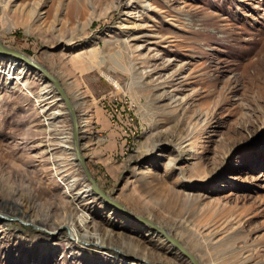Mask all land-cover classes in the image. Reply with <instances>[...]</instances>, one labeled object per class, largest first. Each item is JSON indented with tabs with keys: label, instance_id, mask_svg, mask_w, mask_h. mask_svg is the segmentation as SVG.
I'll use <instances>...</instances> for the list:
<instances>
[{
	"label": "rangeland",
	"instance_id": "rangeland-1",
	"mask_svg": "<svg viewBox=\"0 0 264 264\" xmlns=\"http://www.w3.org/2000/svg\"><path fill=\"white\" fill-rule=\"evenodd\" d=\"M0 20L3 43L88 112L82 151L112 199L199 264H264V0H0ZM2 57L0 264H191L148 225L75 197L88 183L63 138L69 112ZM43 106L62 114L44 120Z\"/></svg>",
	"mask_w": 264,
	"mask_h": 264
},
{
	"label": "water",
	"instance_id": "water-1",
	"mask_svg": "<svg viewBox=\"0 0 264 264\" xmlns=\"http://www.w3.org/2000/svg\"><path fill=\"white\" fill-rule=\"evenodd\" d=\"M0 55H10L22 59L27 63L29 67L34 69L39 75L42 76L43 80L48 81L52 84L55 93L58 94L59 99L62 100L66 110L69 112V117L72 123V140L74 147V161L79 163V166L83 172L85 182L88 183V187L91 189L93 195L96 196L106 206H113L116 210L121 211L124 216L129 219L136 220L142 224L148 225L150 228L160 232L170 243L174 244L181 254L186 257L191 264H199L197 259L191 254L175 237L171 236L167 230L159 224L153 222L148 217L135 214L132 211L125 208L123 205L112 199L111 196L99 185L95 177L92 175L88 165L87 157L82 151V140L80 139L79 122L77 118L76 107L71 96L66 92L61 80L53 73H51L44 65L40 62L31 59L28 55L21 51H18L12 47L6 46L0 38Z\"/></svg>",
	"mask_w": 264,
	"mask_h": 264
},
{
	"label": "bare ground",
	"instance_id": "bare-ground-1",
	"mask_svg": "<svg viewBox=\"0 0 264 264\" xmlns=\"http://www.w3.org/2000/svg\"><path fill=\"white\" fill-rule=\"evenodd\" d=\"M1 20H0V26H1ZM3 26V25H2ZM2 28V27H1ZM3 55H1V57H0V68H2L3 67V62L4 61H6V60H4V57H2ZM4 56H6V55H4ZM30 58V57H29ZM17 59H20V58H9V59H7V60H11V61H9L10 63H9V69H11L12 67H14L15 65H16V61H14V60H17ZM32 59V58H31ZM21 61H23L22 59H20ZM26 63V62H25ZM25 63H21V68H20V70H19V73H21V72H23V73H25L26 72V70H28V65H27V63L25 64ZM5 65V64H4ZM104 73V75H105V77H106V79H108L112 84H113V86H115L116 88L117 87H119V83H118V81L114 78V77H112L110 74H108V73H105V72H103ZM41 78H42V76H41ZM42 80V84L44 85V86H48L50 83L48 82V81H45V80H43V78L41 79ZM50 86H51V84H50ZM56 93H55V90H54V92H53V95H55ZM55 100H57L58 101V99L55 97ZM73 101V100H72ZM60 102V101H59ZM74 102V101H73ZM62 104H63V102H61ZM61 105V104H60ZM76 105V103L74 102V106ZM41 109V111H40V113L42 114V116H44L45 118H44V120H50L51 119V115L53 116V115H61L62 114V112H60L61 110H63V109H58L57 110V112H51V111H48V110H50V108H49V106H43V107H41L40 108ZM81 111L82 112H80V114H78V122H79V131H80V139L84 142V140H83V138H82V135H84V134H82V132L85 130V128H82V122H83V120L81 119V116H83V115H85V114H88V112L86 111V109H81ZM69 115V114H68ZM47 125H46V128L45 129H47L48 131V133H49V130H50V127L52 126V124H50V123H46ZM70 128L71 129H69L71 132H67L66 134L67 135H65L63 138L65 139V138H69V137H71L72 136V123L70 122ZM86 132V131H85ZM66 140V139H65ZM62 142H63V140H62ZM66 148V147H65ZM73 153L75 154V152H74V147H73ZM74 159V158H73ZM52 164V166H54L53 167V169H55L57 166H56V164H55V162L54 163H51ZM54 173L55 174H59L58 172H57V169H55V171H54ZM66 179V177H64L63 178V180H65ZM72 189V184H68V185H66V192H68L69 190H71ZM93 194H92V192H91V189L87 186L85 189H83V190H81V192H79V193H77L76 195H75V197H81V198H86V197H89V196H92ZM93 196H95V195H93ZM96 197V196H95ZM181 219H182V217H181ZM181 223H186L187 221L185 220V219H183V220H181L180 221ZM67 229H69L70 230V232H72L74 235L76 234V235H80V231H81V229L82 228H80L81 226H79V227H77V226H75V224L74 223H72L71 225H69V224H65L64 225ZM142 230H144V231H146V233L148 232H150V230L146 227V226H142V228H141ZM97 242V241H96ZM98 243H100V244H102V245H105V242H98ZM99 244V245H100ZM144 260V259H143Z\"/></svg>",
	"mask_w": 264,
	"mask_h": 264
}]
</instances>
